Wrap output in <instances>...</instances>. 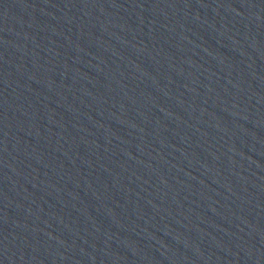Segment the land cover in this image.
Listing matches in <instances>:
<instances>
[{
    "label": "water",
    "instance_id": "obj_1",
    "mask_svg": "<svg viewBox=\"0 0 264 264\" xmlns=\"http://www.w3.org/2000/svg\"><path fill=\"white\" fill-rule=\"evenodd\" d=\"M0 264H264V0H0Z\"/></svg>",
    "mask_w": 264,
    "mask_h": 264
}]
</instances>
